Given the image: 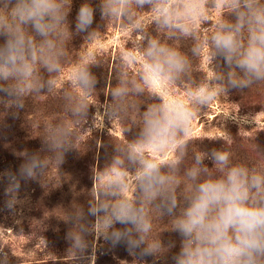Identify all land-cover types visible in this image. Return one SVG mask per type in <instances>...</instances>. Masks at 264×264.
<instances>
[{
	"label": "clouds",
	"instance_id": "1",
	"mask_svg": "<svg viewBox=\"0 0 264 264\" xmlns=\"http://www.w3.org/2000/svg\"><path fill=\"white\" fill-rule=\"evenodd\" d=\"M71 4L0 0V93L22 107V97L52 92L69 41L74 35L91 40L98 34L92 27L97 10L103 20L142 37L138 73H121L106 108L111 119L121 121L128 109L135 111L138 132L114 147L102 184L105 199L90 205L87 215L110 242H123L141 257L164 250L160 240L150 239L155 213L169 217L180 237L173 264H264V167L234 162L231 151L218 148L194 155L191 165L183 167L197 112L232 90L264 82V0H100L98 8L85 2L77 11L74 31L68 21ZM141 12L153 14L154 31L165 33L168 40H194L193 56L207 48L211 75L189 87L186 98H165V92L191 78L189 55L147 31ZM213 12L218 13L214 30L201 41L200 28L211 22ZM135 62L133 52L123 54V68ZM94 67H99L96 55L86 52L70 72L68 83L76 95L67 94L66 99L76 116L87 115L98 83ZM144 96L151 102H135ZM56 146L65 144L57 141ZM169 152L175 155L168 158ZM42 167L33 157L21 174L30 177ZM69 239L84 247L80 236Z\"/></svg>",
	"mask_w": 264,
	"mask_h": 264
},
{
	"label": "rangeland",
	"instance_id": "2",
	"mask_svg": "<svg viewBox=\"0 0 264 264\" xmlns=\"http://www.w3.org/2000/svg\"><path fill=\"white\" fill-rule=\"evenodd\" d=\"M140 15L147 31L189 55L191 78L165 92V98H186L189 87L211 75L207 48L197 58L191 52L194 40H168L165 33L154 31L151 12ZM217 15L213 12L211 22L201 26V41L211 35ZM94 29L98 34L91 40L79 34L69 41L67 60L54 90L32 95L34 109L21 110L15 118L20 122L4 123L9 116L8 104L0 99V264H173L172 256L179 251L180 237L172 231L167 216L160 218L153 213L150 235V239L162 242L164 250L156 256L141 257L138 250L130 252L123 242H110L94 218L87 215L90 205L105 199L102 184L116 154L114 147L135 138L138 132L133 122L139 117L132 109L123 121L108 116L110 91L122 72L135 76L143 63V40L138 33L110 20H103L102 26ZM129 51L135 54L136 62L125 69L123 54ZM86 52L98 59L99 67L92 69L98 83L87 115L76 116L66 99L67 94L76 95L68 78L75 61ZM134 99L137 104L151 102L147 96ZM44 102L52 107L37 105ZM23 120L32 122L23 125ZM126 127L132 130L126 133ZM189 139L183 167L191 165L194 155L210 148L231 151L234 162L264 167V82L243 91L232 90L199 110L191 122ZM57 141L65 147H57ZM174 155L167 154L168 158ZM33 157L43 167L30 177L22 175L21 170ZM157 159L164 157L157 154ZM70 235L80 236L84 247H77ZM169 244L175 246L169 248Z\"/></svg>",
	"mask_w": 264,
	"mask_h": 264
},
{
	"label": "trees",
	"instance_id": "3",
	"mask_svg": "<svg viewBox=\"0 0 264 264\" xmlns=\"http://www.w3.org/2000/svg\"><path fill=\"white\" fill-rule=\"evenodd\" d=\"M80 1L81 0H72L71 11H70L69 16H68V21H69V25H70L71 29H74L77 11H78L79 7L81 6V4H83V3H80ZM84 1L92 4L94 7H97V8H98L99 3H100V0H84ZM102 24H103V19L101 18L100 12L97 10L96 15H95V20H94L92 27H94V28L100 27V26H102ZM3 39H4L3 37H0V43H3ZM34 94H35V96L38 95V93H32V94H29L28 96H26L24 98L22 97L21 101H20V103H22V107H16V103L14 100L4 98V94L0 93V99L6 101L5 103L8 104L7 112L9 114V116L4 119V123H7V124H10L12 122L18 123L20 121H17V119H15V118L19 117L18 115L21 113V110L26 112L27 110L30 111V110L34 109L33 107H34L35 102H33V96H32ZM37 105H39V107L42 106L44 108H51L52 107L50 102H44L43 104L40 103ZM12 113H16V115L15 114L13 115ZM30 121L32 122V120H29V122L27 120H23L22 122H23V125H30L29 124Z\"/></svg>",
	"mask_w": 264,
	"mask_h": 264
}]
</instances>
